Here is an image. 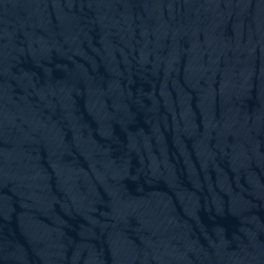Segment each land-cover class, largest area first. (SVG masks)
<instances>
[{
  "label": "water",
  "instance_id": "water-1",
  "mask_svg": "<svg viewBox=\"0 0 264 264\" xmlns=\"http://www.w3.org/2000/svg\"><path fill=\"white\" fill-rule=\"evenodd\" d=\"M0 264H264V0H0Z\"/></svg>",
  "mask_w": 264,
  "mask_h": 264
}]
</instances>
